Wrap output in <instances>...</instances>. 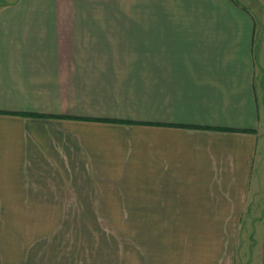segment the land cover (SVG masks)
Listing matches in <instances>:
<instances>
[{
  "label": "crops",
  "instance_id": "1",
  "mask_svg": "<svg viewBox=\"0 0 264 264\" xmlns=\"http://www.w3.org/2000/svg\"><path fill=\"white\" fill-rule=\"evenodd\" d=\"M263 132L264 0H0V264H264Z\"/></svg>",
  "mask_w": 264,
  "mask_h": 264
},
{
  "label": "trees",
  "instance_id": "2",
  "mask_svg": "<svg viewBox=\"0 0 264 264\" xmlns=\"http://www.w3.org/2000/svg\"><path fill=\"white\" fill-rule=\"evenodd\" d=\"M27 115H31V116H43V115H40V114H33V113H30V114H27Z\"/></svg>",
  "mask_w": 264,
  "mask_h": 264
},
{
  "label": "rangeland",
  "instance_id": "3",
  "mask_svg": "<svg viewBox=\"0 0 264 264\" xmlns=\"http://www.w3.org/2000/svg\"><path fill=\"white\" fill-rule=\"evenodd\" d=\"M264 139V132H263V135L261 136V140Z\"/></svg>",
  "mask_w": 264,
  "mask_h": 264
}]
</instances>
